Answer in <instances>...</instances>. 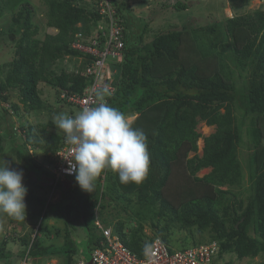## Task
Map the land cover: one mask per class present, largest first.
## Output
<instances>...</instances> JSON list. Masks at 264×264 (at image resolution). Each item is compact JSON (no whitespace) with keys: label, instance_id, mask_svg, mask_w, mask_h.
<instances>
[{"label":"trees","instance_id":"obj_1","mask_svg":"<svg viewBox=\"0 0 264 264\" xmlns=\"http://www.w3.org/2000/svg\"><path fill=\"white\" fill-rule=\"evenodd\" d=\"M100 1L42 0L44 20L39 23L34 20L35 7L30 2L0 0V17L10 13V21L6 29L0 30V36L13 45L12 59L0 65V156L4 142H15L20 131L21 144H13L16 159L26 169L48 175L43 162L38 163L37 155L31 156L30 150H40L48 162L50 155L63 145L64 133L51 119L29 123L24 113L47 107L40 96V83L54 88L69 115L79 111L61 98L60 92L82 95L92 80L84 75V69L93 56L86 54L82 58V51L72 47V43L78 34L83 43H88L96 25L106 23ZM110 1L123 26V47L122 59L110 62L115 71L108 83L113 90L105 99L147 135L148 176L139 185H123L114 172L105 170L92 193L82 191L78 184L60 190L59 181L49 183L47 187L57 189L62 198L68 195L64 208L60 202L52 203L46 196L31 192L29 197L39 207L31 206L25 219L32 220L33 227L16 237H0V260L11 257L7 244L17 241L22 249L15 256L21 261L29 259L41 264L40 261L56 257L60 264H71L76 250L70 227L76 223L84 228L86 246L91 248L103 238L94 223L96 219L105 227L111 226L113 233L138 255L153 236L171 244L173 228L189 233L190 242L183 238L178 247L216 241V264L228 253L238 259L263 254L264 10L257 8L251 13L223 17L220 24L170 25L160 33L150 32L151 37L146 40V33L153 31L150 24L157 10H151L149 23L145 21L136 35L131 27L130 3ZM228 1L237 9L250 0ZM162 7L184 10L187 4L182 0L169 4L163 1L161 10ZM104 39L100 33L101 43ZM65 58L72 66L69 69L63 64L58 72V64ZM13 94L17 100L12 99ZM13 118L19 120L18 130ZM199 122L214 126V131L202 136L197 131ZM201 136L203 146L198 153ZM240 146L247 149V179ZM205 168L208 172L197 175ZM52 213L55 220L60 217L64 224L60 244L50 237L53 232L58 236L62 230L47 222ZM7 216L12 223L21 222L20 226L25 227L24 220ZM148 221L153 236L143 229Z\"/></svg>","mask_w":264,"mask_h":264},{"label":"rangeland","instance_id":"obj_2","mask_svg":"<svg viewBox=\"0 0 264 264\" xmlns=\"http://www.w3.org/2000/svg\"><path fill=\"white\" fill-rule=\"evenodd\" d=\"M30 2L34 7H35V17L34 20L35 22H41L44 20V17L42 16L44 6L42 4V0H25ZM125 2H129V9H130V14L133 19H130L132 22V28L135 31V34L137 35L141 30H142V24L145 21H148V19L151 16V10H157L153 14V18L155 16L154 22H152L150 25H152L153 31H149L146 33L145 39L149 40L151 37L150 32H155V33H160L162 31V28L168 29V27L171 26H183V25H192V26H198V25H208L213 22H219L223 19V17H231L232 15H239V14H246V13H251L253 10L260 8L264 10V0H250L248 4L242 5V4H237V9L232 8L228 0H182L186 2L187 4V9H182V10H175L171 9L170 7L163 8L162 10L160 9L161 3L164 1V3H172L176 0H124ZM150 4L149 7L144 8L145 6L143 4ZM230 4V5H229ZM143 5V7H142ZM228 6L230 8H228ZM160 9V10H159ZM228 10V11H227ZM5 15H2L0 17V30L3 28L6 29V24L10 21V13L5 12ZM133 20V21H132ZM163 20V23L161 21ZM173 22V23H172ZM149 23V21H148ZM160 24V27H157V25ZM46 29V28H45ZM12 43L10 40L7 38L4 39L0 36V65L3 63H8L12 57H13V47ZM67 61H70L68 58H65L62 62L58 64V72H59V67L63 66V64L70 69L72 64L67 63ZM4 73V72H3ZM3 76L2 72L0 73V77ZM39 91H40V96L46 103L47 107L45 109L39 110V111H31L30 113H24V119H26L27 122L29 123H43L46 122L48 119H51L53 121V117L61 112L67 113L68 111L66 110L67 107L66 105L61 104L56 96V92L54 88L45 85L44 83H40L39 85ZM13 100H17V97L15 94L12 95ZM236 114H238V117H240V113L238 110H236ZM14 123V127H17V130L19 129V120L16 118L12 119ZM245 125L243 126V139H246V131H245ZM197 131L201 133L202 136L209 135L211 132L214 131V126L207 125L205 122H199L197 125ZM22 135L21 132L19 131V135L15 137V142L11 143L10 139H7L4 142V150L2 155L0 156V164L3 163V161L6 159L12 163V166L18 169H22L24 173V178H23V184L27 187L28 192L25 197V203H26V213L29 208H38L39 205L34 201L33 198L29 197V194L33 195H38V196H46L48 200H50L52 203H57L60 202V207L64 208V205H67L69 202V197L68 195L65 198H62V194L59 193L57 189H50L47 187L50 182V172L47 170L48 175H44L42 173L35 172V169H26L21 162H19L16 159V153L14 151V146H18V144H21L20 140L18 137ZM202 136L198 139V153H201V149L203 146V138ZM14 144V146H13ZM24 152H27L25 149L22 147L20 148ZM36 151V152H35ZM31 151L30 150V155L31 156H36L37 159L36 161L38 163H46L47 161H44L45 159L42 157V152L40 150H35ZM239 152H240V158L243 162L244 165V178L247 179V166L245 164V157H246V152L247 149L245 146H240L239 147ZM37 153V154H36ZM209 169L205 168L200 170L197 175L202 176L204 173L208 172ZM51 177V176H50ZM41 185L45 186L42 187ZM77 185L75 177L67 178L64 179L62 182H60V190L62 189H67V188H74ZM247 185V184H246ZM47 200V201H48ZM95 213L97 211V208L94 209ZM122 215V214H121ZM29 217V216H28ZM27 217V218H28ZM56 217L55 214H51L49 220L47 221L51 225H57L60 227L62 230L60 231V234L58 236H55V233L53 232L50 234L51 240L54 241V243L60 244L63 242V234H64V224L63 221L60 217H58L57 220L54 218ZM126 215H122L123 219L125 218ZM30 218V217H29ZM131 222H135L134 219L130 220ZM128 222L131 224V222ZM32 224V220L30 219H25L24 221V226L21 227V222L12 223L10 218L4 214L0 213V237L4 236H9V237H16L18 234L25 233L29 231L33 226L30 225ZM72 225L70 227L71 229V236L72 239L74 240L75 243V250L76 253L74 255L75 258H79L83 256L87 261L90 259V254H91V248L86 246L85 243V233L86 230L78 225ZM75 227V228H73ZM36 229V227H35ZM143 229L145 233L149 236H153L154 233L151 230L149 226V221L148 223L143 224ZM189 235L188 232H186L183 229H177L173 228L172 230V243L168 244L170 247L174 248H182L178 247L177 244H180L183 242V238L187 239L188 242H190V238L187 236ZM46 243H50V241L46 239ZM7 248H9L12 252V255L10 258L7 260H0V264H21L22 261L19 257H16L15 254L22 249V246L19 244V242L14 241V242H9L7 244ZM58 263H60V259L54 257ZM40 261L41 264H45L46 261ZM21 261V262H20ZM228 262H231L230 264H263L264 263V253L260 254L252 259L250 258H241L238 259L234 254L228 253L224 254L221 258H219L218 263L221 264H228ZM28 264H33L31 261L28 259L27 260Z\"/></svg>","mask_w":264,"mask_h":264},{"label":"clouds","instance_id":"obj_3","mask_svg":"<svg viewBox=\"0 0 264 264\" xmlns=\"http://www.w3.org/2000/svg\"><path fill=\"white\" fill-rule=\"evenodd\" d=\"M95 94V106L85 107L74 116L61 112L53 117V124L74 149L66 173L75 174L78 186L87 193L95 191L96 180L105 170L114 172L123 185L143 183L150 169L147 135L133 126L130 117L107 103L105 98L112 95L108 87ZM23 178V170L10 161L5 159L0 164V213L25 221L28 189ZM48 260L58 263L55 258Z\"/></svg>","mask_w":264,"mask_h":264},{"label":"built area","instance_id":"obj_4","mask_svg":"<svg viewBox=\"0 0 264 264\" xmlns=\"http://www.w3.org/2000/svg\"><path fill=\"white\" fill-rule=\"evenodd\" d=\"M100 6V12L107 17L106 23L101 21L96 25L89 36L88 43L81 41L80 34L72 43V47L82 51V58L86 54L93 56L92 61L84 69V75L92 78V80L86 85L82 95L66 91L60 92V97L79 108V111L97 104L95 94L97 90L104 87H108L110 91L113 90L112 85L108 83L115 71L110 62L111 60L120 61L122 59L121 32L123 26L119 23L110 0H101ZM100 33L105 38L102 43ZM73 155V146L66 141L50 155L45 167L53 174V183L65 177L75 176V174L69 175L65 171L69 167L68 159L71 160ZM94 223L103 238L91 248L88 261L83 256L74 257L71 264H216L214 259L219 251V245L216 241L177 249L170 247L161 237L153 236L148 246L138 255L132 252L117 235L113 234L110 226L105 227L97 219ZM21 264H28L27 260L23 259ZM45 264L59 263L55 260H47Z\"/></svg>","mask_w":264,"mask_h":264},{"label":"crops","instance_id":"obj_5","mask_svg":"<svg viewBox=\"0 0 264 264\" xmlns=\"http://www.w3.org/2000/svg\"><path fill=\"white\" fill-rule=\"evenodd\" d=\"M51 179V178H50ZM64 180V179H63ZM63 180H60L59 182H62ZM49 183H51V180H50V182ZM60 193V192H59Z\"/></svg>","mask_w":264,"mask_h":264},{"label":"bare ground","instance_id":"obj_6","mask_svg":"<svg viewBox=\"0 0 264 264\" xmlns=\"http://www.w3.org/2000/svg\"><path fill=\"white\" fill-rule=\"evenodd\" d=\"M228 11V10H227Z\"/></svg>","mask_w":264,"mask_h":264}]
</instances>
